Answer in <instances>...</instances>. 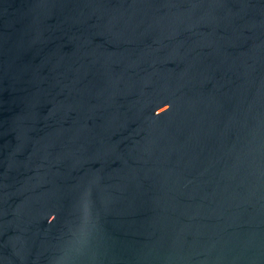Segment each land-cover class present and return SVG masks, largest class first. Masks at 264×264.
Segmentation results:
<instances>
[{
    "label": "water",
    "instance_id": "obj_1",
    "mask_svg": "<svg viewBox=\"0 0 264 264\" xmlns=\"http://www.w3.org/2000/svg\"><path fill=\"white\" fill-rule=\"evenodd\" d=\"M0 264H264V0H0Z\"/></svg>",
    "mask_w": 264,
    "mask_h": 264
}]
</instances>
